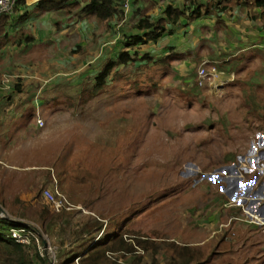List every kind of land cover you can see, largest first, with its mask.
<instances>
[{
  "label": "rangeland",
  "instance_id": "rangeland-1",
  "mask_svg": "<svg viewBox=\"0 0 264 264\" xmlns=\"http://www.w3.org/2000/svg\"><path fill=\"white\" fill-rule=\"evenodd\" d=\"M165 2L130 0L110 24L79 10L53 13L52 26L15 23L0 48V202L19 198L33 214L48 205L46 226L19 219L36 226L50 264H80L112 233L150 245L112 255L127 264H264L263 217L226 189L264 177V46L217 63L235 72L220 90L198 86L201 60L185 68L155 54L149 65L141 48L104 94L80 100L115 37L135 28L133 10ZM33 30L45 37L29 43ZM56 185L75 209L52 210L42 191Z\"/></svg>",
  "mask_w": 264,
  "mask_h": 264
},
{
  "label": "trees",
  "instance_id": "trees-1",
  "mask_svg": "<svg viewBox=\"0 0 264 264\" xmlns=\"http://www.w3.org/2000/svg\"><path fill=\"white\" fill-rule=\"evenodd\" d=\"M253 5L263 9L264 13V0H253ZM25 5V0H19L14 8L17 9L18 5ZM125 1L122 0H78L73 2L71 0H39L36 7L46 11H61L65 10L66 13L72 14L74 10L84 11L86 13L95 14L103 21H110L120 15L121 9L124 8ZM224 4L223 10L227 9ZM209 5L198 4L196 0H191L189 4L183 6H175L168 4L164 9V15L153 19L145 7H138L135 11L137 17L134 27L137 33H124L123 48H121L115 57H108L102 62V68L95 77V84L92 89L84 90L81 94L80 100L86 103L91 99L105 93V88L108 85L109 76L112 72H119V68L128 67L130 64L135 63L140 53L137 48L148 44L149 42H157L160 37L168 31V27L173 26L175 29L186 25L187 21L195 20L208 12ZM14 10V11H15ZM13 11V12H14ZM4 14L0 18V48H3L10 36L9 22L10 15L13 13ZM186 21V22H185ZM173 31V30H171ZM32 40L33 38H28ZM28 39L26 41H28ZM22 40V38L20 39ZM243 56V55H242ZM183 54L172 52L169 56L165 57L162 61L168 63L170 60L182 59ZM142 58L148 62L153 61L149 53H144ZM128 81L127 76H125ZM0 202V264H35L31 251H35L36 257L40 260L41 264H50V260L46 254L39 249L40 243L45 244L39 235V232L31 222L20 220L19 218H27L33 215L38 222L46 226L47 222L51 221L55 215L51 214L48 205L44 206L42 212L33 214L30 208H23L27 205L19 198L11 201L7 197H2ZM20 204L19 206L15 205ZM22 203V204H21ZM8 207V208H7ZM7 208V209H6ZM47 208V210H46ZM6 212L15 217L12 219L7 217ZM12 228H27L31 230L36 236L31 237L29 244L16 241L11 235ZM103 229V224H99V230ZM113 234V233H112ZM110 235L107 239H99L91 247L88 255L80 260V264H127L119 262L114 259L112 255L117 252L123 254H135L137 248L149 249L150 245L145 240H135L129 237L127 233H119ZM151 246L157 248L154 243ZM158 249V248H157ZM62 264H75V260L66 259ZM185 264V263H184ZM188 264V263H187Z\"/></svg>",
  "mask_w": 264,
  "mask_h": 264
},
{
  "label": "crops",
  "instance_id": "crops-1",
  "mask_svg": "<svg viewBox=\"0 0 264 264\" xmlns=\"http://www.w3.org/2000/svg\"><path fill=\"white\" fill-rule=\"evenodd\" d=\"M71 1L76 2L78 0ZM196 1L198 4L209 5L206 14H203L195 20L185 21L186 25L180 28L175 29L173 26H170L168 27V31L164 33L157 42H149L137 48L138 50L142 48L144 53H149L153 58V61H150L149 65H152L153 62H157L156 60L159 59L153 56L155 54H158L161 62L172 52L184 54L182 59L175 60L183 61L185 64L184 67L186 68V66H193L195 60H201V62L208 61L211 64L220 63L223 59L229 60L232 57H238L239 54H244L251 48H262L264 46V13L262 8L253 5V0ZM189 3L190 0H166L165 4L160 3L158 8L148 14H150L153 19H157L164 15V9L168 4L183 6ZM224 4L228 6L225 10L222 9ZM61 11L46 12L28 1L25 2V5L19 4L17 9L10 15V22L8 25L9 33L12 31L11 29L15 26V23H18L20 27H24L30 21H36L38 23L41 22L43 27L46 25L52 26L48 17H52ZM133 14L134 12L132 15ZM72 15L73 14L66 13V18L71 19L73 17ZM62 31L64 32L65 30L62 29ZM130 33H137V29L133 28ZM39 36L43 38L45 34L33 30L30 37H27V39H33H28V42L31 43V41H36L35 38L38 39ZM115 38L116 39L113 40L115 45L109 46L110 49L113 50L112 55L109 57H115V54L123 48L122 43L124 37L121 38L120 41L119 38ZM146 47L150 50H147ZM104 60L105 58L101 60V66ZM237 179L241 180L238 181ZM230 180L231 179L228 180L229 184L226 189L231 194L241 190L242 194L250 196L245 202L250 205L249 208L252 212L258 213L259 217H263L264 219V177L262 182H260L259 178L251 180L250 182L244 181L241 177L234 178V181ZM238 186L240 188H238ZM32 196L33 195L26 196V198L30 199Z\"/></svg>",
  "mask_w": 264,
  "mask_h": 264
},
{
  "label": "built area",
  "instance_id": "built-area-1",
  "mask_svg": "<svg viewBox=\"0 0 264 264\" xmlns=\"http://www.w3.org/2000/svg\"><path fill=\"white\" fill-rule=\"evenodd\" d=\"M18 1L19 0H0V18L4 14L12 12L18 4ZM34 1L38 2L39 0ZM129 1L130 0L125 1L124 8L129 7ZM197 75L198 86H208L215 90H220L228 84L229 81H232L235 78V72H232L230 76L226 77V72L219 69L217 63L210 65L208 61H202L197 70ZM223 76L226 78H223ZM37 121L40 126L44 125V120L40 116ZM42 195L53 211L61 212L63 210H73L76 207L70 198L59 190L57 185L53 188H45L42 191ZM254 216V218H257L258 220L261 219L257 215ZM11 235L16 241L24 244H29L31 242V237L36 236L27 228H12Z\"/></svg>",
  "mask_w": 264,
  "mask_h": 264
},
{
  "label": "water",
  "instance_id": "water-1",
  "mask_svg": "<svg viewBox=\"0 0 264 264\" xmlns=\"http://www.w3.org/2000/svg\"><path fill=\"white\" fill-rule=\"evenodd\" d=\"M237 180H238V181H240L241 179H237ZM240 199H241V200H244L245 198H243V197H240ZM245 200H246V199H245ZM245 200H244V201H245Z\"/></svg>",
  "mask_w": 264,
  "mask_h": 264
}]
</instances>
